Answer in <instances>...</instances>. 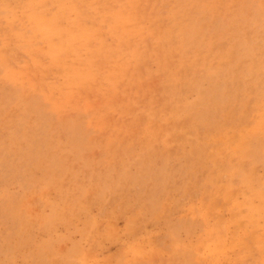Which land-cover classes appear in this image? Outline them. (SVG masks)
Segmentation results:
<instances>
[{
  "label": "rangeland",
  "instance_id": "374dc122",
  "mask_svg": "<svg viewBox=\"0 0 264 264\" xmlns=\"http://www.w3.org/2000/svg\"><path fill=\"white\" fill-rule=\"evenodd\" d=\"M0 264H264V0H0Z\"/></svg>",
  "mask_w": 264,
  "mask_h": 264
},
{
  "label": "bare ground",
  "instance_id": "6f19581e",
  "mask_svg": "<svg viewBox=\"0 0 264 264\" xmlns=\"http://www.w3.org/2000/svg\"><path fill=\"white\" fill-rule=\"evenodd\" d=\"M245 69V68H244ZM2 71V70H1ZM83 71V70H82ZM235 95V94H234ZM185 100V99H184ZM86 132V131H85ZM242 167V166H241ZM157 232V231H156ZM228 241V240H227Z\"/></svg>",
  "mask_w": 264,
  "mask_h": 264
}]
</instances>
